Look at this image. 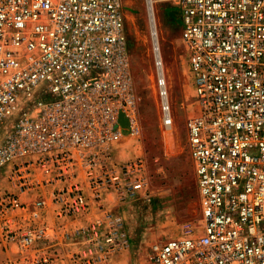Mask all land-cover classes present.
<instances>
[{
    "label": "built area",
    "instance_id": "built-area-1",
    "mask_svg": "<svg viewBox=\"0 0 264 264\" xmlns=\"http://www.w3.org/2000/svg\"><path fill=\"white\" fill-rule=\"evenodd\" d=\"M172 1L202 224L150 264H264V0ZM134 82L121 0H0V241L17 249L0 264H116L130 250L126 213L153 197L146 156L120 158L141 134Z\"/></svg>",
    "mask_w": 264,
    "mask_h": 264
},
{
    "label": "rangeland",
    "instance_id": "rangeland-1",
    "mask_svg": "<svg viewBox=\"0 0 264 264\" xmlns=\"http://www.w3.org/2000/svg\"><path fill=\"white\" fill-rule=\"evenodd\" d=\"M160 1L155 4L154 10L174 115V125L168 129L162 124L156 54L147 2L122 0L132 71L139 98L141 134L139 138H127L124 141L120 158L126 160L141 154L146 156L152 175L153 197L150 203L131 207L126 213L132 244L116 264H150L155 246L180 237L187 223L197 228L202 224L198 185L189 153L186 125L188 118L197 113V104L188 57L181 38V11L172 0ZM0 190L12 191L5 176L0 177ZM0 244L4 245L1 241ZM1 248L0 252H5L11 247L4 245ZM16 252L17 249L13 256H16Z\"/></svg>",
    "mask_w": 264,
    "mask_h": 264
},
{
    "label": "bare ground",
    "instance_id": "bare-ground-1",
    "mask_svg": "<svg viewBox=\"0 0 264 264\" xmlns=\"http://www.w3.org/2000/svg\"><path fill=\"white\" fill-rule=\"evenodd\" d=\"M121 2H122V0H121ZM146 2H147V9H148V15H149L150 30H151L152 39H153V46H154V50H155V54H156V61L158 62V64L161 65V66H158V71H157L158 72L157 86H158L159 75L163 76L165 78V80H166V76H165L166 71H165V68H164L163 61H162L159 33H158V29H157V18H156V14H155V10H154L155 4L160 3L161 1L160 0H146ZM122 7H123V3H122ZM123 16H124V11H123ZM124 19H125V16H124ZM128 45H129V43H128ZM129 50H130V48H129ZM168 72L170 73V70ZM166 84H167V80H166ZM134 85H135V82H134ZM135 89H136V85H135ZM167 89H168V84H167ZM158 93H159V87H158ZM173 124H174V122H173ZM172 127L173 126L165 127V128L168 129V128H172Z\"/></svg>",
    "mask_w": 264,
    "mask_h": 264
},
{
    "label": "crops",
    "instance_id": "crops-1",
    "mask_svg": "<svg viewBox=\"0 0 264 264\" xmlns=\"http://www.w3.org/2000/svg\"><path fill=\"white\" fill-rule=\"evenodd\" d=\"M3 246H4V245H3ZM3 246L0 244V247L3 248ZM2 248H1V249H2ZM15 250H16V247H15V246H11V248L5 250V252H4V251H1V252H0V261H1V260H6L8 257H12V256L14 255V253H15ZM56 250L66 252L67 249H66V247H64V246H58V247L56 248Z\"/></svg>",
    "mask_w": 264,
    "mask_h": 264
}]
</instances>
